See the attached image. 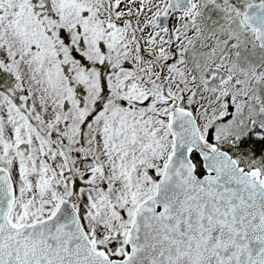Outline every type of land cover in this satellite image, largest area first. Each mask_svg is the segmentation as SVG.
Segmentation results:
<instances>
[{"label":"snow or ice","instance_id":"snow-or-ice-1","mask_svg":"<svg viewBox=\"0 0 264 264\" xmlns=\"http://www.w3.org/2000/svg\"><path fill=\"white\" fill-rule=\"evenodd\" d=\"M0 264H264V0H0Z\"/></svg>","mask_w":264,"mask_h":264}]
</instances>
